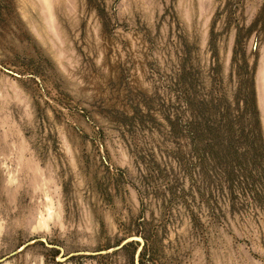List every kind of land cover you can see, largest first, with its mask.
<instances>
[{
  "label": "rangeland",
  "instance_id": "1",
  "mask_svg": "<svg viewBox=\"0 0 264 264\" xmlns=\"http://www.w3.org/2000/svg\"><path fill=\"white\" fill-rule=\"evenodd\" d=\"M0 264H264V0H0Z\"/></svg>",
  "mask_w": 264,
  "mask_h": 264
},
{
  "label": "trees",
  "instance_id": "2",
  "mask_svg": "<svg viewBox=\"0 0 264 264\" xmlns=\"http://www.w3.org/2000/svg\"><path fill=\"white\" fill-rule=\"evenodd\" d=\"M246 87V86H245ZM244 87V90L246 89ZM242 97H245L246 100L245 103H249L250 99H248V94ZM221 122L217 121V124H213L211 121L206 120L203 123L199 122V124L196 125L195 127V131H197V135L202 136L203 138L200 139V142L203 144H201V146L199 145V149L202 150L203 153L205 152H209V150L211 151H215V161H216V165L221 164L222 160L226 162V164L224 165H219L226 173L228 180H230L232 182V184L235 182L236 185L238 186H250L252 185L251 183H247V181L252 178V174L249 172V174H247V169L246 171L242 170L241 167L243 165V155H240V153L237 151V142H238V134L236 131H232L228 136L229 138V144H230V148H232V151H229L226 154H223L225 156L222 157V159H217L219 156V151L217 150L220 145V140L222 138L221 134H220V129H221ZM226 132H224V135L231 131L232 127L230 123H227L226 125ZM213 133V135H211ZM244 134V132H243ZM207 135V136H205ZM205 136V138H204ZM255 139V138H254ZM211 153V152H209ZM204 155V154H203ZM254 182V180L252 181ZM262 196L263 193H257L255 192V195L250 199L252 202H257L259 199L260 201L262 200Z\"/></svg>",
  "mask_w": 264,
  "mask_h": 264
},
{
  "label": "water",
  "instance_id": "3",
  "mask_svg": "<svg viewBox=\"0 0 264 264\" xmlns=\"http://www.w3.org/2000/svg\"><path fill=\"white\" fill-rule=\"evenodd\" d=\"M125 243H126V241H125V242H123V243L120 245V247H121V246H123Z\"/></svg>",
  "mask_w": 264,
  "mask_h": 264
}]
</instances>
